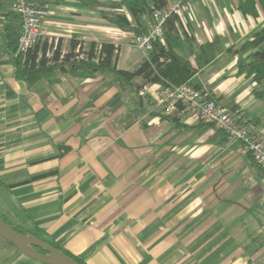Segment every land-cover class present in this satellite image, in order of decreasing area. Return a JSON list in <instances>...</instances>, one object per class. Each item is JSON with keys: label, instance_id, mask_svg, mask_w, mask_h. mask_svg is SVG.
<instances>
[{"label": "crops", "instance_id": "crops-1", "mask_svg": "<svg viewBox=\"0 0 264 264\" xmlns=\"http://www.w3.org/2000/svg\"><path fill=\"white\" fill-rule=\"evenodd\" d=\"M35 2L47 12L40 45L52 39L67 52L73 40L112 43L124 71L144 59L133 32L102 18L124 13L130 21L124 0ZM184 6L176 52L196 67L186 38L218 44L189 84L264 134L260 87L237 74L248 52H232L264 29V0ZM19 24L12 0H0L2 215L84 264H264V171L240 140L164 114L157 84L139 97L117 74L68 62L34 84L17 79L3 32ZM0 264L41 263L1 239Z\"/></svg>", "mask_w": 264, "mask_h": 264}, {"label": "trees", "instance_id": "trees-1", "mask_svg": "<svg viewBox=\"0 0 264 264\" xmlns=\"http://www.w3.org/2000/svg\"><path fill=\"white\" fill-rule=\"evenodd\" d=\"M150 1V3H149ZM124 0V7L129 13L131 20L129 21L124 13L122 14H107L102 12V18L108 23L114 25L121 31L133 32L140 34L146 31V23L144 18L149 17L153 9L160 8L165 0ZM17 16V14L13 11ZM18 17V16H17ZM19 22L20 18L18 17ZM180 19L176 16H170L163 24V40L164 43L159 41L154 42L152 50L137 66L131 71L118 70L115 66L116 47L112 43H101V48L96 55L98 62H70V55L63 56L62 62L59 61V44L56 46L53 56L49 59L45 57L46 43L40 45L38 41L34 46L25 52L17 51V43L20 36V28L14 26L7 27L3 32V41L5 49L12 58L15 68V77L25 81L27 84H34L38 82L42 76L56 68L58 64L66 62L84 65L97 72L117 74L127 84L135 86V89H140L149 84H157L160 87L168 85L180 86L189 84L190 79L196 74L197 70L207 65L217 52V41L197 45L192 39L186 38L187 43L193 47L195 53L196 67L179 55L176 50L181 42L177 30V24ZM78 40L71 42L69 52L74 49ZM95 42H89V56H93ZM41 51V57H38V52ZM232 49H229L231 52ZM233 53H247L246 61L240 59L237 64V74H244L246 77L251 78L260 89L254 95L257 98L264 97V29L255 33L251 40H247L239 49L232 51ZM140 78L139 85L134 84L132 80ZM190 85V84H189ZM173 119H177L172 116ZM252 158V157H251ZM253 160V159H252ZM254 162V160H253ZM255 163V162H254ZM256 164V163H255ZM262 171L264 169L256 164ZM0 217L15 231L20 233H31L42 240H44L43 233L34 228L27 230L23 227L12 224L8 218L0 213ZM4 241V240H3ZM48 244L60 249L57 245L44 240ZM6 242V241H4ZM8 243V242H6ZM10 244V243H8ZM61 250V249H60ZM66 253V252H64ZM67 254V253H66ZM70 256L69 254H67ZM80 264H84L81 260L70 256Z\"/></svg>", "mask_w": 264, "mask_h": 264}, {"label": "built area", "instance_id": "built-area-1", "mask_svg": "<svg viewBox=\"0 0 264 264\" xmlns=\"http://www.w3.org/2000/svg\"><path fill=\"white\" fill-rule=\"evenodd\" d=\"M189 0H165L160 8L153 9L146 22V31L140 34H132L131 44L141 53L143 58L153 48L156 41L164 43L163 24L170 16L182 19L186 10L184 3ZM12 11L20 18L21 30L17 43V51L25 52L42 36L41 21L46 15V10L39 6L35 0H12ZM89 42L78 40V43L70 52L60 50L59 61L67 53L70 62L97 63L96 55L100 51L101 44H95L93 56H89ZM57 42L47 39L45 57L53 56ZM41 51L38 57H41ZM139 97L146 95V86L137 91ZM153 98L163 106L166 115L174 116L178 120H193L209 124L223 131L229 137L240 140L243 143V151L249 154L254 162L264 169V134H254L240 118L219 104L207 92L195 88L189 84L180 86L168 85L160 87L154 92Z\"/></svg>", "mask_w": 264, "mask_h": 264}, {"label": "water", "instance_id": "water-1", "mask_svg": "<svg viewBox=\"0 0 264 264\" xmlns=\"http://www.w3.org/2000/svg\"><path fill=\"white\" fill-rule=\"evenodd\" d=\"M0 238L14 246L21 254L41 264H80L41 238L31 233H20L13 230L1 217Z\"/></svg>", "mask_w": 264, "mask_h": 264}, {"label": "rangeland", "instance_id": "rangeland-1", "mask_svg": "<svg viewBox=\"0 0 264 264\" xmlns=\"http://www.w3.org/2000/svg\"><path fill=\"white\" fill-rule=\"evenodd\" d=\"M13 224H14V222H12ZM0 241H1V239H0Z\"/></svg>", "mask_w": 264, "mask_h": 264}]
</instances>
